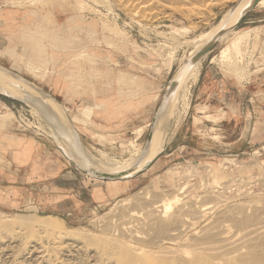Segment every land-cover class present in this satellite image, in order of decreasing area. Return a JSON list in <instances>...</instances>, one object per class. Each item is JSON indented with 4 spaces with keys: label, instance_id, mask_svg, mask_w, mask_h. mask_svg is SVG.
<instances>
[{
    "label": "rangeland",
    "instance_id": "374dc122",
    "mask_svg": "<svg viewBox=\"0 0 264 264\" xmlns=\"http://www.w3.org/2000/svg\"><path fill=\"white\" fill-rule=\"evenodd\" d=\"M123 1L127 0H0V46H5L4 53H0L5 56L0 57V64L26 79L32 85L30 94L38 99H46L39 93L42 89L58 100L60 112L65 117L62 107L67 109L85 149L94 157L126 163L134 156L139 157L135 154L137 150L142 152L169 81L196 48L191 42L215 28L231 8L246 0H206L207 8H200L203 4H199L192 15L177 10L180 0L179 4L175 0L169 2L173 9L166 0H158L164 1L162 5L165 3L164 10L159 11L155 6L156 11L134 8L132 11V6ZM261 1L200 62L198 77L189 86L184 102V91L182 95L179 92L168 117L166 144L157 164L145 174L135 176L141 175L129 190L109 183L116 181L97 179L72 162L71 148L58 138L60 131L46 120L47 116L43 115L46 111L40 113L39 103L35 108L32 103L0 94V101L10 107L0 114V224L34 215L63 232L86 234L88 230L91 235L101 234L109 221L114 224L119 220L116 218L119 209L123 217L127 215L120 208L123 200L130 198L129 203H134L132 199L143 194V204L148 200L146 197L153 198L154 192H160L159 196L167 195L165 192L173 195L181 188L179 192L183 189L184 197L180 194L181 202L188 200L212 208L203 211L200 218L196 214L186 216L191 217V227L184 232L185 237L195 233L198 227L200 232L208 224L217 223L214 225L220 229L226 223L227 236L233 238L229 242H235L232 246L243 245L250 237L249 232L232 228V219L226 220L230 214L225 215L226 211L233 209L245 215L252 212L250 216L255 214L259 218L256 227L263 228L264 126L249 137V146L231 142L229 150L219 154V138L209 140L193 135L195 126L207 125L206 119L217 121V118L210 114L206 118L198 117L196 107H191L192 86L199 78L200 68L206 70L212 57L219 79L246 84L252 90L264 88V0ZM238 34H242L240 46L242 40L236 38ZM234 37L238 39L236 43L232 42ZM192 102L196 104L200 99ZM200 148H212L217 154L207 157L195 151ZM215 169L223 176L218 183L212 180ZM220 182H223L221 187ZM206 190L212 197L218 194L213 198L220 202L210 199ZM151 192L154 195L149 197ZM129 206L134 208V204ZM129 206H125L126 212ZM218 212L220 218L216 217ZM221 218H226V222ZM2 257V264H10L7 256Z\"/></svg>",
    "mask_w": 264,
    "mask_h": 264
},
{
    "label": "bare ground",
    "instance_id": "6f19581e",
    "mask_svg": "<svg viewBox=\"0 0 264 264\" xmlns=\"http://www.w3.org/2000/svg\"><path fill=\"white\" fill-rule=\"evenodd\" d=\"M164 1H161V2H164ZM170 1H173V0H169V1L166 0L168 4ZM178 1L179 0H175L176 3H178ZM180 1H181V6L179 5L177 10L180 12H188V13H191L192 15L197 12L199 4H203L202 5L203 7H200V8L204 9L205 6L207 5L206 3L208 0L207 1L206 0H180ZM126 2L127 4H129V6H132V8L129 7L131 10L134 8L133 10H137V11H141V10L142 11H145V10L152 11V10H155L153 6L157 7L156 8L157 10L158 9L164 10V8L162 7L165 4L164 3L162 5L161 2L158 0H127L124 3L126 4ZM204 2L206 5L204 4ZM251 2L252 0H246L245 2H242L241 4H239L238 6L236 5L237 6L236 8L234 9L231 8L232 11L230 9V12L228 11L229 13L228 14L226 13V15L215 26V28H213L211 31L206 33L204 36H201L202 38L200 37V39L199 38L196 40L194 39L192 42L189 41L191 42V44L193 43L192 46L194 45L196 47L195 50L191 52V54H195L198 50L203 48L209 42V40L215 34H217V32H219V30L233 27L239 21L241 14L243 13V10ZM167 3L166 5H168ZM170 4L168 6H170L173 9V5H170ZM188 13H186V15ZM229 33H231V31L224 34L222 38L224 39L225 37H227ZM247 36L245 35L244 37L247 38ZM241 37H242V34L240 35L238 34L236 38H241ZM236 38L234 37L232 39L233 43H236L234 41L238 40ZM240 40H242V38ZM239 42L240 41H238V43ZM242 43H243V40L240 44H238V46H240ZM188 44L190 45V43ZM232 45L234 46V44ZM238 46L236 45L237 48H239ZM236 53H240V52L237 51ZM200 62L201 61L197 62L193 66L191 65V68L188 71V73H182L180 76L181 85L178 91L181 92V95H182V90L184 91L183 93L184 95L182 97L183 102L187 99V94H188L187 92L189 90V86L191 85V83L193 84V82H195L198 77ZM187 74L189 75L187 76ZM31 87L32 85L29 84V82L27 83L25 80L21 79L20 77L10 76L2 68H0V91L1 89L2 90L8 89L14 94H20V95L22 94L26 96L29 95V97L32 98V96L34 95L32 94L30 95L29 93ZM22 88H24V90L26 91L24 92ZM39 93L44 94L46 96L45 97L46 99L43 98L41 99V101H39V105L42 108L40 113H43L44 111H46L47 114L43 113V115H46L47 119L44 117L43 118L49 121V123L51 124V127L54 126L56 129L60 131L62 138L61 137H58V138L65 140L64 142L68 144L69 149L71 148V154L73 156H76L79 163L83 165L84 168L89 169V170L95 168V169H100L102 171H119L125 168L132 167L135 164H137L138 158L135 159V156L134 158L127 161L126 163L125 162L122 163L117 160L115 161L99 160L96 157H94L89 152V150L85 149V146L83 145L80 139V136H78V133L74 130L73 126L69 125L67 118H65L66 116L64 117L62 112H60V107L58 105V102H56V100L51 98L46 92L42 91L41 89H39ZM181 95H180V98H181ZM38 106L37 105L35 106L34 104L35 108ZM169 106H170V103L163 105L160 113L158 114V119L154 127L153 140H152L150 149L147 153L145 160L140 161L139 167H142L146 163L152 161L164 149V146L166 144V137H167L168 117L171 112V107ZM57 136H60L59 132ZM135 154L137 155L139 154L140 156L142 152L140 153V150H137ZM85 156H89L91 159H93V165L90 163L89 160L86 159ZM221 166H222V163H221ZM220 170L222 171V169ZM188 171H189L188 172L189 174L190 171H192V168L191 170H188ZM213 173H215L214 174L215 179H212V180L214 183L215 181L218 183V181L222 179L221 177L223 176H219V169H215ZM191 174H194V173H191ZM91 175L98 179V177H96L95 174H91ZM251 179H252V176H251ZM225 180H222V181H225ZM113 181H116V180H113ZM206 183H210V182H206ZM221 183L223 184V182L219 183L220 187H221ZM185 187H182V188H185ZM211 187H208V188H211ZM180 189L181 188H179L178 191H176L178 193L174 192L175 194L173 193V195L169 194L168 192H165L167 193V195L161 194L162 195V196L160 195L161 198L159 196L160 192L158 194L154 192L155 194L154 195L152 193L154 191L153 190L151 192L152 194H150L149 197H151V195L152 196L154 195L156 197H159L160 199L159 198L157 199L154 196L153 198L146 197V199L148 200L144 201L143 204L141 202V200H144L142 197L143 194L141 195L142 198L140 197L141 199L138 198L139 196L138 197L136 196L135 199H132L134 200V203H132V201L129 203L128 200L130 198H128L126 202L123 200L122 201L123 203L119 201L123 205V206L121 205L122 207H120L122 208L121 211L124 210L125 212L123 211V214L125 213L127 215L123 217L121 212H119L120 211L119 209L118 213L120 214L118 216L116 215V218L118 217L119 220L118 219H117L118 221L115 220L116 223L114 222V224L112 223V221H109L108 222L109 224L108 223L106 224L107 227L104 229V231L101 234L100 233L94 234L93 232L94 235H91L92 233L89 234L88 230L87 232L84 230L86 234H82V233L78 234L77 231H75L76 233H73L70 231L63 232L65 230H57L55 225L52 224L51 222L45 221V220L44 221L37 220V218H35L34 215H33L34 217L33 216L27 217L26 215H24V217H19L14 223L11 222V224L9 223L3 224L2 222V224H0V257H2L3 255L7 256L8 260H10V264H264V227L263 228L256 227V225L259 222L256 221L257 217L254 216L255 214H253V216H250L252 212L250 215H248L247 214L248 211H247L245 215V213L243 214L240 211H237L238 212L237 213L235 212L234 209L230 211L228 209L229 212L226 211V214H225V215H228V213H230L229 214L230 217L227 216L228 219L226 218L225 219L226 220H229L230 218L232 219V223L234 224L232 228L233 227L235 228L236 226V228H238L241 231L247 230V232H249L248 236L250 237L246 241H244L242 243L243 245L241 246L240 245L232 246V244H234L235 242L232 244L231 242H229L231 241L230 240L231 237L227 236L228 234L226 232L228 231V229H225L226 223H224V226L222 227L220 226V229L217 228L216 225H214L217 223H213L212 225L208 224L207 228L206 226L205 228H203L204 226L203 227L201 226V228L203 229L200 232H197L199 231V227H198V230L196 229H195L196 231L194 230L195 233L190 232L192 235L185 237L183 235L184 232L187 230L188 227H191V224L189 223V219L194 216L192 214H196L197 217L200 218V215H202L203 211L205 210L210 211V209L212 210V208L209 209L208 206L210 205L208 204L207 205L204 204L205 205L204 207L203 204H202L203 206L202 205L199 206L200 204L199 205L196 203L194 204L193 201H188V200L184 201V203L181 202L182 200L181 193L183 192V189L179 192ZM206 192L208 191L206 190ZM214 196L218 197V194H215ZM213 197L211 196V198L210 197L208 198L214 200L215 198ZM136 198L138 201L140 199V201L135 202ZM186 198L188 197L186 196ZM218 199H221V197H219ZM215 200H217V198ZM208 201L209 200H207V202ZM217 202H220V201L217 200ZM131 203L134 204V208L129 206V205H132ZM136 204L137 205L140 204L141 206L139 207L141 208L139 209V207H137ZM135 205L138 209L135 208ZM214 205L215 204L213 203L212 207ZM257 205L259 204L257 203ZM125 206L126 207L129 206L128 207L129 212H126L127 208ZM219 212H220V215L223 214L222 211H219ZM219 212L215 213L217 214L216 216L217 218L219 217L218 215ZM240 213L242 214L240 215ZM112 214L114 215V212ZM120 215L123 218H120ZM188 215L191 217L186 218V216ZM120 219H123L124 222L120 223ZM221 219H223L222 220L223 222H226L224 221L225 220L224 218H221ZM117 222H119L120 224L119 223L117 224ZM221 222L218 224L221 225ZM209 226H212V227H209ZM140 228L142 229L141 231L138 230ZM67 230L69 229H66V231ZM241 231L239 235H242L244 232L243 231L241 234ZM232 234H234V232ZM243 236L241 238H243ZM245 237L247 238V236H244V238ZM170 243L172 244L180 243V244L178 246L167 245ZM3 258L4 257H2V259ZM5 262L6 260L4 261V263ZM2 263L3 262L0 261V264Z\"/></svg>",
    "mask_w": 264,
    "mask_h": 264
},
{
    "label": "crops",
    "instance_id": "0c3cea01",
    "mask_svg": "<svg viewBox=\"0 0 264 264\" xmlns=\"http://www.w3.org/2000/svg\"><path fill=\"white\" fill-rule=\"evenodd\" d=\"M4 49L5 46L1 45L0 53H4ZM0 57H2L1 54ZM214 58L209 60L206 70L200 68L199 78L192 86L194 88L193 94L191 93V107H196L198 117L206 118L205 116L210 114L217 118V121L206 119L208 124L195 126L193 135L198 138L207 137L209 140L219 138L220 149L217 151L222 154L229 150L228 147H231L232 143L241 142V144L249 146L251 142L249 137H253L254 133L264 126V88L252 90L246 84L238 85L229 82L226 78L219 79V76L216 77L218 70L214 64ZM193 99H200V102L193 104ZM195 151L207 157L217 154V151L212 148H200ZM158 160L159 158L146 172L154 168ZM140 176L109 183H114L116 188H124L126 191L134 186L133 181H136Z\"/></svg>",
    "mask_w": 264,
    "mask_h": 264
},
{
    "label": "water",
    "instance_id": "95a60500",
    "mask_svg": "<svg viewBox=\"0 0 264 264\" xmlns=\"http://www.w3.org/2000/svg\"><path fill=\"white\" fill-rule=\"evenodd\" d=\"M260 1L261 0H252V2L243 10V13L241 14L239 21L233 27L219 30V32H217V34H215L203 48L198 50L195 54L190 55V57L185 62V64L181 67V69L173 76V78L169 82L167 91L164 95V98H163L162 103L159 107V110H158V112H157V114L153 120L151 132L149 133L147 142H146V144L142 150V154L137 159V161H138L137 164H135L132 167L125 168V169L119 170V171H102L100 169H95V168H93L91 170L84 168L83 165H81L79 163L78 159L74 156L73 157L71 156L72 162H74L77 166H79V168H81V170H83L84 172H86L88 174H90V173L95 174V176L98 177V179L106 180V181H112V180L119 181V180L130 179V178H133V177L145 172L148 168H150L154 164V162L159 158L161 153L158 154L152 161L146 163L142 167H139L140 161L145 160L147 153L150 149V146H151V143L153 140L154 127H155V124H156L157 119H158V114L160 113L163 105L170 103L169 107H171V111H172L173 103L176 102L179 98V91L178 90H179V87L181 85V81H180L181 74L182 73H188V71L191 68V65L193 66L194 64H196L199 61L202 62V60L215 48L217 43H219L223 39L222 37L224 36V34H226L227 32H230V31H234L236 28H238L240 26V24L244 21L247 14L250 13L253 9H255ZM241 3H239V4H241ZM0 68H2L5 72H9V70L7 68H5L4 66H2L1 64H0ZM9 73H11V72H9ZM11 75H13V77H20L16 74H13V72L11 73ZM188 75L189 74H187V76ZM20 78L26 81V79H24L22 77H20ZM22 90H24V88H22ZM25 91L26 90H24V92ZM0 94L7 96L11 99H14V100L27 101V102H30V103L35 104L37 106H38L39 101H41V99H38L35 96H32V98H31V97H29V95L26 96V95L14 94L13 92H11L8 89H4V90L1 89ZM47 94L50 97H52V95H50L49 93H47ZM52 98L55 99L54 97H52ZM56 102H58L59 105L61 106V103L58 100H56ZM62 108L66 114V118L69 122V125H72L74 130L77 132L69 113L64 109V107H62ZM78 136H79V134H78ZM85 157L93 165V159H91L89 156H85Z\"/></svg>",
    "mask_w": 264,
    "mask_h": 264
},
{
    "label": "built area",
    "instance_id": "2783aa9c",
    "mask_svg": "<svg viewBox=\"0 0 264 264\" xmlns=\"http://www.w3.org/2000/svg\"><path fill=\"white\" fill-rule=\"evenodd\" d=\"M7 108H10L8 106H6L5 104H3L1 101H0V114H2L3 110L7 109Z\"/></svg>",
    "mask_w": 264,
    "mask_h": 264
}]
</instances>
